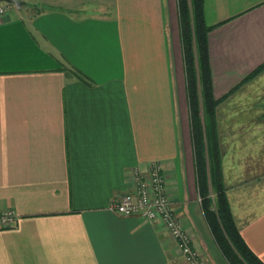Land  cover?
<instances>
[{"label":"crops","instance_id":"1","mask_svg":"<svg viewBox=\"0 0 264 264\" xmlns=\"http://www.w3.org/2000/svg\"><path fill=\"white\" fill-rule=\"evenodd\" d=\"M203 3L220 100L264 64V0ZM263 78L216 119L232 216L264 262V106L255 93L240 119L229 103ZM152 162L192 247L228 264L196 188L176 0H26L0 17V212L18 217L0 264H185L159 223L110 210Z\"/></svg>","mask_w":264,"mask_h":264},{"label":"trees","instance_id":"2","mask_svg":"<svg viewBox=\"0 0 264 264\" xmlns=\"http://www.w3.org/2000/svg\"><path fill=\"white\" fill-rule=\"evenodd\" d=\"M184 62L196 188L212 238L228 264H264L243 240L231 213L223 181L216 109L242 85L264 72L257 67L222 99L213 94L208 27L203 0H176Z\"/></svg>","mask_w":264,"mask_h":264},{"label":"built area","instance_id":"3","mask_svg":"<svg viewBox=\"0 0 264 264\" xmlns=\"http://www.w3.org/2000/svg\"><path fill=\"white\" fill-rule=\"evenodd\" d=\"M13 5L0 2V17L6 16ZM132 192L116 197L110 210L126 217H138L146 222L159 223L176 242L185 264H206L192 247V238L176 216L165 186V176L160 163L152 162L146 171L132 170ZM18 217L10 211L0 212V229L16 225Z\"/></svg>","mask_w":264,"mask_h":264},{"label":"rangeland","instance_id":"4","mask_svg":"<svg viewBox=\"0 0 264 264\" xmlns=\"http://www.w3.org/2000/svg\"><path fill=\"white\" fill-rule=\"evenodd\" d=\"M21 1L23 2L26 0H21ZM245 92H246V95L243 96L242 100L236 98V96L232 98L231 100H229V103L231 104H245L246 105L245 110L243 112H237V114H239L238 117H240V119H249L252 116L253 113L249 112L248 109L250 108L249 104L252 103V100L253 101L255 100L254 99L255 93L261 94L258 96V99H259V103H261V105L264 106V78L261 81H259V83H256V84L252 83L246 86ZM248 105H249V108H248ZM230 118H232V113L222 111V109L218 113V119L220 120V124H222L224 120L230 119ZM224 150L227 152L230 151V146L225 147Z\"/></svg>","mask_w":264,"mask_h":264},{"label":"water","instance_id":"5","mask_svg":"<svg viewBox=\"0 0 264 264\" xmlns=\"http://www.w3.org/2000/svg\"><path fill=\"white\" fill-rule=\"evenodd\" d=\"M0 2L11 4L17 9H19L23 5V2L21 0H0Z\"/></svg>","mask_w":264,"mask_h":264}]
</instances>
